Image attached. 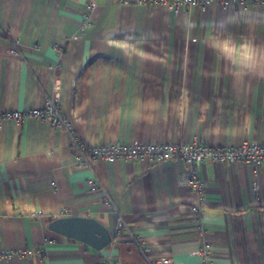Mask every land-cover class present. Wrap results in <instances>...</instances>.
I'll use <instances>...</instances> for the list:
<instances>
[{"label": "crops", "instance_id": "obj_1", "mask_svg": "<svg viewBox=\"0 0 264 264\" xmlns=\"http://www.w3.org/2000/svg\"><path fill=\"white\" fill-rule=\"evenodd\" d=\"M87 1L96 6L82 28ZM225 1L226 9L216 0L205 11L173 13L129 0H0V111L40 107L57 93L77 135L91 144L264 146V65L236 75L233 63L242 62L243 45L264 51V3ZM186 167L174 158L79 168L62 129L33 118L1 125L0 251L33 255L0 264H146L125 233L116 239L118 215L102 205L104 194L142 232L151 256L264 264V165L198 164L202 195L178 184ZM93 172L96 191L86 184ZM72 216L96 219L111 243L95 250L48 229ZM200 230L210 246L205 263L195 254Z\"/></svg>", "mask_w": 264, "mask_h": 264}, {"label": "built area", "instance_id": "obj_2", "mask_svg": "<svg viewBox=\"0 0 264 264\" xmlns=\"http://www.w3.org/2000/svg\"><path fill=\"white\" fill-rule=\"evenodd\" d=\"M216 0H129L133 4H149L168 9L173 13L188 6L199 7L205 11ZM245 0H239V2ZM264 3V0H252ZM218 4L226 9L228 3L225 0H218ZM96 4L94 1H87L82 11V28H86L90 22L91 13ZM3 35H8L5 30ZM9 38V36H7ZM11 50L13 54L18 53V43L10 39ZM33 118L40 121L48 122L52 127L62 129L67 137L68 143L72 150L74 164L79 168L93 169V164L98 162L112 163L119 159L128 161L132 160H149L153 163H162L170 159L182 160L187 166L185 170L177 174V182L180 185L188 187L192 192L203 194L206 182L198 172L197 165L210 163H227L238 164L247 163L255 168L264 165V146L255 141H244L238 146H210L197 139L191 142H172L166 141L161 143H132L125 144L122 142H105L100 144H91L81 139L70 124L68 118L63 114L60 108V97L57 93L45 98L40 107L29 110H4L0 111V126L9 122L20 123L23 120ZM87 188L96 191L101 188L100 179L96 172L87 181ZM102 205L118 215L114 234L116 239L122 234H126L127 239L133 243L142 254L146 264H172L168 256H151L148 254L150 247L147 244L141 231L132 229L128 226L122 216L118 213L113 200L109 195L104 194ZM198 203L193 204L192 211L197 212ZM41 215V212L34 213ZM202 242L195 252L203 263L208 259L210 246L205 242L203 230H200ZM33 251L28 248H18L14 250H1L0 259H10L13 256L30 257ZM103 264V263H100Z\"/></svg>", "mask_w": 264, "mask_h": 264}, {"label": "water", "instance_id": "obj_3", "mask_svg": "<svg viewBox=\"0 0 264 264\" xmlns=\"http://www.w3.org/2000/svg\"><path fill=\"white\" fill-rule=\"evenodd\" d=\"M48 229L60 236L80 241L95 250H102L112 241L108 228L94 218H55L48 223Z\"/></svg>", "mask_w": 264, "mask_h": 264}, {"label": "clouds", "instance_id": "obj_4", "mask_svg": "<svg viewBox=\"0 0 264 264\" xmlns=\"http://www.w3.org/2000/svg\"><path fill=\"white\" fill-rule=\"evenodd\" d=\"M188 27H192V24L189 22ZM247 50L242 62L233 61L236 65L237 71L236 75H242L243 72L241 69H259L264 65V51H257L253 46L243 45ZM264 74V73H261Z\"/></svg>", "mask_w": 264, "mask_h": 264}]
</instances>
